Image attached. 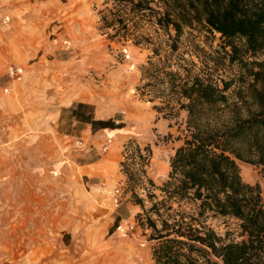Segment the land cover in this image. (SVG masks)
<instances>
[{"label": "rangeland", "instance_id": "rangeland-1", "mask_svg": "<svg viewBox=\"0 0 264 264\" xmlns=\"http://www.w3.org/2000/svg\"><path fill=\"white\" fill-rule=\"evenodd\" d=\"M18 1L14 0L13 11L9 7L0 11V38L15 36ZM107 1L110 2L53 0L51 28L62 31L59 37L64 46L51 49L57 57L56 65L44 61L38 66L46 71L42 77L27 75V63L24 67L10 56L16 54L15 50L0 58V264H114V259L117 264L121 257L122 264L153 263L154 241L146 239L135 219L140 206L133 203L120 166L116 172H120L121 179L113 189L102 183L100 189L92 192L87 183L75 176L86 160L81 152L87 139L105 130L116 128L121 159L123 146L129 140L150 147L146 174L156 185L167 178L169 159L182 143L185 112L166 117L153 108L158 101H148L136 90L147 49L110 40L98 29V12ZM42 28L43 41L56 34V30L49 32L47 25ZM217 43L218 39L213 42L214 47ZM42 49L49 53L47 45ZM10 67L17 74H11ZM49 68L52 75L47 72ZM237 69L238 66L225 62L220 73L233 77ZM16 83L23 86L16 87ZM238 85L235 82L231 89ZM70 92L73 103L67 107L62 101ZM6 94L10 96L3 102ZM77 118L81 120L78 122ZM93 121L108 124L92 125ZM107 139L112 143L110 136L102 141L103 153L111 145L102 150ZM236 161L242 180L258 183L263 189L261 167ZM136 191L141 197L146 192L142 186ZM100 194L111 196V205L98 203ZM93 205L106 212L111 209L112 230L116 227V257L97 258L103 251L93 248L94 242L88 240L98 231L92 226H101V222L88 219ZM209 223L220 236L240 239L234 218L214 217ZM100 245L106 246L107 242ZM211 259L218 261L214 256Z\"/></svg>", "mask_w": 264, "mask_h": 264}, {"label": "trees", "instance_id": "trees-1", "mask_svg": "<svg viewBox=\"0 0 264 264\" xmlns=\"http://www.w3.org/2000/svg\"><path fill=\"white\" fill-rule=\"evenodd\" d=\"M98 13L108 39L147 49L138 93L166 117L185 112L160 185L146 174L148 145L129 140L119 162L152 264H264V0H110ZM236 160L261 167L263 189ZM221 216L237 221L239 240L209 223Z\"/></svg>", "mask_w": 264, "mask_h": 264}, {"label": "crops", "instance_id": "crops-1", "mask_svg": "<svg viewBox=\"0 0 264 264\" xmlns=\"http://www.w3.org/2000/svg\"><path fill=\"white\" fill-rule=\"evenodd\" d=\"M52 2L53 0H19L16 7L19 11L17 12V19L15 20V36L12 38H0V58L5 56L7 57L8 55L6 52L15 50L16 54H11L10 56H15L20 63H23L22 65L24 67L25 63H27L26 66L28 67L24 68V72L27 73V75H32L34 78L42 77L46 72L41 68V66L38 67L42 62L46 61L50 63V65H56L55 61L57 60V57L54 53H51L52 47L59 48L60 46H64V42L61 41L59 37V33L62 31L55 28V26L51 28V20L53 18L52 13L54 9ZM6 7H9V11H13L12 7H14V0H0V11L6 9ZM46 14L47 17L45 19ZM45 20L48 21L47 24L44 23ZM46 25L49 32L56 30V34L43 41L41 38V32L42 30H45V28L42 27H45ZM65 44H68V42ZM46 45L49 47V53L44 52L42 49V47ZM47 72L49 75H52L53 73L50 68ZM18 86L23 85L16 83V87ZM9 96V94H6L3 98V102H5ZM72 100V94L70 92L69 95L65 94L62 104L69 107L73 103ZM53 110L54 118H56V108ZM35 111L36 110L33 109L31 114L34 115ZM37 113L40 115L39 111H37ZM79 120L81 119L77 118L76 121L79 122ZM105 131L101 132L100 135L90 136L87 139L88 141H86V146L81 152L82 156L86 158V160L80 164L78 170L79 174L76 173L75 175L78 181L87 183L88 188L92 190V192L100 189L99 185L102 183L106 184L107 189H113L121 179L120 172H116L121 160V143L118 138H116V128L112 129L111 132H108L109 130ZM109 136L112 137V143L109 150L106 153H103L100 150V145L102 141ZM101 196V194L98 196V198H100L97 201L98 203L111 205V196ZM92 208L94 211L88 214V219L92 222H101V226L99 228L97 225L92 226L96 230L98 229V231L95 236L88 240H92L94 242L93 248L102 249L103 252L100 253L101 256L97 258H110L112 255L116 257V253H118L116 251V227L112 230L114 225L112 224L113 220L110 216L111 209L106 212L105 209L98 208L96 205H93ZM107 233L108 236L106 235ZM83 239L85 242L86 239ZM103 242H107V245H100ZM121 259L122 261L117 264L123 263L124 258L121 257ZM114 260V264H116V259Z\"/></svg>", "mask_w": 264, "mask_h": 264}, {"label": "built area", "instance_id": "built-area-1", "mask_svg": "<svg viewBox=\"0 0 264 264\" xmlns=\"http://www.w3.org/2000/svg\"><path fill=\"white\" fill-rule=\"evenodd\" d=\"M10 73H11V74H17V73H16V69L13 68V67H10ZM110 143H111V140H110V139H107V140L104 142L103 146H102V150H104V151L107 150L108 147H109V144H110ZM113 202H114L115 205H116L117 202H118V197H116V190H115V192H114Z\"/></svg>", "mask_w": 264, "mask_h": 264}, {"label": "bare ground", "instance_id": "bare-ground-1", "mask_svg": "<svg viewBox=\"0 0 264 264\" xmlns=\"http://www.w3.org/2000/svg\"><path fill=\"white\" fill-rule=\"evenodd\" d=\"M118 256V255H117ZM84 261V260H83ZM90 261V260H89ZM104 261V260H103ZM95 263V262H94ZM97 263V262H96ZM98 264V263H97Z\"/></svg>", "mask_w": 264, "mask_h": 264}]
</instances>
